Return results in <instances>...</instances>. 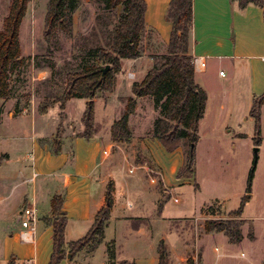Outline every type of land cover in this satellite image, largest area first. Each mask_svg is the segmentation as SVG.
Segmentation results:
<instances>
[{
	"label": "rangeland",
	"instance_id": "rangeland-1",
	"mask_svg": "<svg viewBox=\"0 0 264 264\" xmlns=\"http://www.w3.org/2000/svg\"><path fill=\"white\" fill-rule=\"evenodd\" d=\"M47 1L31 0L27 4L19 29L22 64L10 74V95L0 99V114L2 113L5 119L0 120V161L9 159L0 165V264H7L8 261L14 264L19 257L24 263L33 255L36 264H47L52 251L46 226V228L40 227L37 231L35 250L32 249L31 244L18 240L15 243L25 249V254H17V256L8 251V240L18 233L20 218L18 212L12 210L15 196L6 198L3 196L6 193L10 195L8 192L14 182L11 181L14 171L21 170L23 175H30L33 166L31 158L33 149L29 137L30 128L20 123L16 127L14 123L6 121L8 120L6 115L9 112H12L13 117L35 114L38 120L46 119L45 132L50 134L55 131L60 119L58 103L48 110L46 116L40 113V105L45 99L56 98L62 93L67 73L79 71L85 65L101 64L92 55V50L94 47L108 46L112 27L121 12V6L109 8L107 0H78V8L72 14V33L58 30L51 41H46L43 38V29ZM11 2L12 0H0V29ZM141 55L143 57L137 63H141L140 65L150 64L151 61L153 63V58L147 59L140 48L138 57ZM207 62L208 67L216 66V62L212 59H208ZM124 93L132 95L130 90ZM102 97L104 95L98 91L96 93L98 99L95 102V121L98 125L103 117H107L108 122L111 117L117 116L120 109L114 101L105 107ZM140 106L141 113L144 114L146 104L141 101ZM155 109L158 111L156 118L159 115V107ZM66 110L68 119L75 120L68 127L75 130L79 124L76 107L69 103ZM149 116L150 114L144 120L149 121ZM27 117L21 118L28 120ZM61 120L63 122V118ZM54 135L55 133L39 140L50 152L54 148L52 143ZM254 148H258L256 154ZM187 150V144L180 140L175 151L183 152L185 156ZM3 151L8 153L5 152L3 155ZM252 168L254 171L251 195L242 213V218H246L241 226L244 241L239 245L232 244L227 241L223 232H216L214 235L205 233L203 223L206 219H229V212L238 208L241 197L245 194L249 171ZM127 176L132 174L128 173ZM57 178V176L46 179L36 177L34 181H30L29 177L18 178L19 183L30 185L31 189L35 190L39 221L43 222L44 217L50 216V212H44L41 202L45 197H50L53 192L58 191ZM194 183L198 184V189L195 188ZM19 194H21V208L29 193L23 190ZM59 194L62 195V191ZM173 195L179 198L178 203L172 201ZM164 198L168 200L164 207V216L172 217L171 219L163 220L157 217L158 204L151 200H148L145 209L138 211L140 216L146 217L143 219L145 225L143 230L147 236L140 235L135 238L124 234L126 230L131 229L130 225H124L121 230L117 228L115 231L117 241L114 243L113 240H109L114 235V229L110 227L106 231L105 240L94 252L90 251L91 242H89L81 251L73 250L69 260L73 262L72 264L88 262L108 264L107 252L111 248L115 254L114 264H119V260L131 261L133 257L139 255L150 258L156 255L159 240L164 239L169 247L173 264H186L187 259L193 264H199L200 249L203 264H249L245 257L240 256L241 252L250 256L253 264H264V143L255 146L253 139L239 142L222 139L210 141L202 135L194 147V173L188 178L178 179L176 187L172 192L165 193ZM129 200L131 207L127 205L128 199L124 195H118L114 213L131 211L134 201L131 198ZM134 224L132 221V225ZM248 233H252L254 238L250 239ZM248 239L255 241L250 242ZM65 249L70 251L68 246ZM217 253L221 256L217 257ZM180 256L182 258L178 260ZM58 264H66V262L61 260Z\"/></svg>",
	"mask_w": 264,
	"mask_h": 264
},
{
	"label": "crops",
	"instance_id": "crops-1",
	"mask_svg": "<svg viewBox=\"0 0 264 264\" xmlns=\"http://www.w3.org/2000/svg\"><path fill=\"white\" fill-rule=\"evenodd\" d=\"M144 1L146 4L144 20L147 33L142 38L140 46L145 57L152 59L154 56L166 52L172 29L171 23L166 20L170 0ZM262 1L264 2V0ZM192 12L193 20L189 34L188 51L191 57L202 56L206 61L205 68L194 70L195 82L206 93L203 117L198 122V140L202 135L210 141L222 139L239 142L253 139L254 119L249 112L253 97L264 91V5L248 3L244 7H240L236 0H192ZM142 57L141 55L135 59H121V70L115 75L113 91L102 97L105 107L112 101L120 106L117 116L111 117L108 122L106 121L107 117H103L98 125L95 121V102L98 98L93 99L96 128L93 137L86 139L76 136L84 129L81 116L87 103L85 98H71L65 103L63 110L58 108V112H63L64 132L61 138L60 151L57 154H52L39 141L55 133V131L50 134L45 132L46 119L40 118L38 120L35 118V114L13 117L12 112H9L6 115L8 118L6 121L11 124L14 123L16 127L20 123L22 126L26 125L30 128L29 137L33 149V166L28 176L23 175L21 170H17L19 172L14 171L11 180L14 182L8 192L10 195H6V193L3 197L15 196V200L12 202V210L17 213L21 203V194L19 193L23 190H27L29 193L28 198L35 196L36 199L35 190L31 189L30 185L19 183L20 177H29L30 181H34L36 177L46 179L57 176L58 191L53 192L50 197L42 199L41 204L45 213L50 212L52 195L62 191V209L67 216L66 245L84 236L90 228L95 214L105 204L108 183L112 186V205L108 223L104 230V240L108 228L113 227L114 235L109 240H113L115 243L117 241L115 231L117 228L121 230L124 225L131 227L124 234L135 238L140 235L147 236L143 230L145 228L143 219L146 217L140 216L138 211L145 209L148 200L162 205L160 212H158L157 205V217L163 220L172 218L164 216V207L168 202L164 198V194L169 191L172 192V189L176 187L178 181L176 172L184 163L185 156L183 152H176V149L167 152L158 139L151 135L153 120L158 112L155 109L153 99L151 97H135L137 105L134 113L128 119L131 130L129 142L115 141L110 135L112 123L124 111L125 100L134 96L131 91L132 83L140 82L152 66V61L145 65L137 63ZM208 59L215 61L216 66L210 65L208 67ZM219 71H223L224 75H219ZM129 72L133 74L132 77H128ZM129 90L132 95L128 93L125 95L124 92ZM141 101L146 104L144 114L141 113ZM69 103L73 104L77 110L79 124L75 130L68 127L75 121L67 117L66 108ZM47 114L48 112L43 115L46 116ZM148 114H150V119L145 121L144 118ZM23 116H28V120H22L21 117ZM0 117L2 118L0 120H5L2 113ZM260 124L261 143L259 146L264 143V102L261 105ZM104 150L110 151L106 154L103 153ZM5 152L3 151V154ZM7 160L9 159L0 161V165ZM147 168L155 169L161 173L158 183L149 182ZM130 169H132L131 172ZM128 173H131L132 176H127ZM118 195H124L128 199L127 205L130 207L131 201L129 199L134 201V207L131 211L114 213ZM132 221H134V225H132ZM40 227L46 228L42 220L37 223V231ZM46 230L52 245V228L48 227ZM214 233L216 232L208 234L214 235ZM248 240L250 242L255 241V239ZM17 241V234L14 238H9L8 251L16 255L25 254V249L15 243ZM243 241L244 238L239 243L234 244L239 245ZM35 248L34 246L32 249L35 250ZM214 250L217 251L216 247ZM220 256L221 254L217 253V257ZM240 256L245 257L249 264H253L250 256H246L243 252L240 253ZM181 258L182 256L178 260ZM132 259L128 261L134 262V264H157L158 262L157 253L150 258L139 255ZM200 259L199 264H203L201 249ZM22 260L19 257L14 264H22ZM62 261H65L66 264L73 263L69 258ZM171 264H173L172 257Z\"/></svg>",
	"mask_w": 264,
	"mask_h": 264
},
{
	"label": "trees",
	"instance_id": "trees-1",
	"mask_svg": "<svg viewBox=\"0 0 264 264\" xmlns=\"http://www.w3.org/2000/svg\"><path fill=\"white\" fill-rule=\"evenodd\" d=\"M31 0H12L8 13L0 29V99L10 95V74L12 70L22 64L21 46L19 42L20 24L25 15L27 4ZM240 7L248 3L263 6L262 0H236ZM109 8L121 6V12L111 30L110 43L107 47H94L92 55L101 64H89L79 71L66 74L65 86L62 93L53 99H45L40 105V113L45 114L55 104L61 110L71 98H85L86 107L81 121L84 129L77 133V137L89 139L96 132L94 124V102L99 91L104 96L112 91L115 75L121 70V59H134L140 55V44L147 33L144 14L146 4L144 0H107ZM78 0H48L44 17L43 38L51 41L55 33L61 30L71 34L73 31L72 14L78 8ZM166 20L172 25L169 42L164 54L153 57L151 68L140 82H133L131 91L133 97L125 101V108L121 116L115 120L110 128L111 138L115 141L131 140V130L128 125L129 116L134 113L137 102L135 97H151L155 107H159V115L154 119L151 135L158 139L167 152L178 148L179 141L187 144L188 150L184 163L176 172L177 179L188 178L194 173V147L199 139L198 122L203 117L206 93L195 82L194 69L189 54V34L192 27V0H170L166 13ZM109 65L106 71L102 69ZM264 102V91L253 97L250 116L254 119V145L261 141L260 112ZM63 112H59L60 120L56 126L53 138L52 154H57L61 147V137L64 131L62 124ZM5 155V154H3ZM252 168L249 171L245 194L241 197L237 209L229 212V219H206L203 223L205 233L223 232L229 243H238L243 235L241 226L244 223L242 213L251 195L253 178ZM198 189L197 183H194ZM112 186L107 184L105 204L100 207L94 220L84 236L65 244L66 212L63 207V196L59 193L50 199V216L43 218L46 227L52 228V251L47 264H58L67 255L81 251L91 242L90 251H94L104 240V230L107 226L110 207L112 205ZM162 205H158V212ZM253 239V234L248 233ZM70 247L67 251L65 247ZM157 264L170 263V251L163 239L157 244ZM108 264H114L113 248L108 250ZM7 264H13L8 261ZM119 264H134L128 260H120ZM186 264H193L187 259Z\"/></svg>",
	"mask_w": 264,
	"mask_h": 264
},
{
	"label": "built area",
	"instance_id": "built-area-1",
	"mask_svg": "<svg viewBox=\"0 0 264 264\" xmlns=\"http://www.w3.org/2000/svg\"><path fill=\"white\" fill-rule=\"evenodd\" d=\"M191 63L194 70H201L205 68L206 61L202 56H193L191 58ZM219 75L223 76L224 72L219 71ZM133 74L131 72L128 73V77H132ZM110 150H104L103 153L108 154ZM32 158V157H31ZM130 172L132 169L129 170ZM161 176V173L155 169L147 168V178L151 183H158V180ZM172 201L175 203L179 202V198L177 196L171 197ZM19 215V231L17 233L18 240L20 242H26L31 244L34 248L36 243V235H37V223L39 221V211L37 207V202L35 196L27 198L25 203L18 210ZM23 264H35V256H31L25 260Z\"/></svg>",
	"mask_w": 264,
	"mask_h": 264
},
{
	"label": "water",
	"instance_id": "water-1",
	"mask_svg": "<svg viewBox=\"0 0 264 264\" xmlns=\"http://www.w3.org/2000/svg\"><path fill=\"white\" fill-rule=\"evenodd\" d=\"M108 68H109V65H106V66L102 69V71L104 72V71H106ZM257 151H258V148H254V152H255V154H256ZM69 257H70V255L68 254V255H67V258H69Z\"/></svg>",
	"mask_w": 264,
	"mask_h": 264
}]
</instances>
